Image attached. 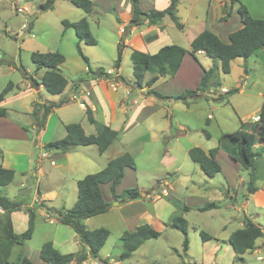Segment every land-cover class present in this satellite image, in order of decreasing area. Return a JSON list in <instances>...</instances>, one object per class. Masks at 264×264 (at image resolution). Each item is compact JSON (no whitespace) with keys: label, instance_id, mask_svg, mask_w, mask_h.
<instances>
[{"label":"crops","instance_id":"crops-1","mask_svg":"<svg viewBox=\"0 0 264 264\" xmlns=\"http://www.w3.org/2000/svg\"><path fill=\"white\" fill-rule=\"evenodd\" d=\"M91 1L93 2V4H98L99 7L102 6L101 8L104 10L106 9L116 11V18H118L119 20V22L117 21L118 39L116 42L118 43L122 35L121 27H124L129 22L133 13L131 1L125 0L126 6L124 13H121L120 11L121 7L119 6V0H112L111 2H109V0ZM112 2L115 3V6H112ZM169 2L170 0H149L147 3L143 4L142 0H139V7L144 11H149L151 9L163 10L168 7ZM240 4H242L246 8L249 15L257 18H264V0H239L238 3H234L232 5L230 3V0H178L176 4L175 13L179 23L181 24V27H176L168 15L163 16L162 19L156 23H148L147 20H144L142 24L132 26L130 28L129 33L123 39V45L121 47V57L125 55L126 52H128V48L136 49L147 53H154L164 45L175 44L185 49H188L192 39L204 29H209L213 31L222 41L228 42L229 33L239 29L242 26L240 14L237 10ZM54 6L55 4L53 3V7ZM224 6L226 8H231L230 14L227 19L220 20L221 16L223 15ZM24 7L26 9L29 8L27 7V5H25ZM29 9L31 10V8ZM93 12L98 13L94 9H92L90 13H85L82 10V13H80V15L78 16L80 18L86 17L88 22V17L89 15H92ZM122 14H124V16ZM68 21H75V19H68ZM32 29H34L33 24L31 25L29 31H31ZM131 51L129 50L128 52L129 57ZM0 65L3 68L4 65L2 63H0ZM212 65L213 60L210 57L206 56L205 53L202 51H198L195 56L186 53L183 56L181 63L174 76H159L151 85H146L147 88H145V86L142 87V85H138L139 95H135V91L132 86V83L133 85L135 84L133 75L131 76L133 77V82L123 77L120 63L119 67L114 68L115 70H117L120 77V83L116 89L113 90L112 88H110L105 80L96 79L91 74H87V67L85 66L84 74L81 76L82 80L76 81L74 84H71L69 87L68 95L63 96L61 98L59 96L63 94L68 85L65 87L61 94H50V96H45L42 93V91H45L43 85L40 84V77L43 70H39L34 74L35 77L33 80L35 81L32 82L33 84H31V81L29 79L24 77L25 81L23 85L21 84L22 86L20 85L18 87V92H15L12 95V98L16 99L22 97L23 99L25 97L24 92H28V94L32 96L30 105L24 106L26 108V111H23L21 109H11L10 112L14 113V115H16L17 117H24L25 121H19L18 119H15V117H13V115L8 112L5 116H0V139H3L7 142L18 140L20 141L19 144H24V147L28 150L23 152L21 149H14L13 153L16 154V156L14 158L11 156L5 161L3 158L1 159L0 164V167L14 170V177L11 181L14 180L16 174L21 179L18 184L17 193L7 188L9 184L2 186L4 187V189L2 192H0L1 195L6 196L8 199L18 200L22 203L20 209L12 211L10 213V219L14 233L19 235L26 229L28 221V211L34 208V205L36 204L44 208V205H46L48 201L50 202L54 198L60 197L62 198V200L60 201L63 202H60L57 205V208H65L71 206L74 201H76V198L72 197L70 203L66 204L64 201L65 199H63V197L69 195L70 193L74 195L76 189V181L89 173V171L86 170L87 168H89L90 164L93 163V157L89 158L87 156L88 154L86 152H83L81 149H95V151H97V147L91 148L92 146H77L67 152H61L58 150H48L46 151V156L43 158H48L49 165L52 166V169L50 170L49 175L46 176L43 184L40 186L39 177L44 174V170L41 168L42 166H39L41 165L39 164L40 160L35 161L34 157L36 154H34L33 151L34 149H37V155H40L41 152H43L44 144L51 140L61 138L65 135L64 125L72 122L71 117L74 114L72 108H70L72 107L71 105H73L74 103L67 102L66 99L75 95L79 99L83 100L84 106H79L77 102V105L81 107L80 111H83L82 114L80 113L81 119H79V121L77 122L82 126L86 134H93L96 132L95 125L87 120L85 114L86 108H90L92 116L98 122L106 124L116 131L117 127H114V124L122 122V130L123 132H125L129 129L134 128L135 126L133 125H138L139 122H143L146 119L144 118V116L143 119L141 118L140 121H137L140 117V115H138L139 111L147 112L144 107H151V110L149 111V113H151L152 111L155 112L160 108L165 109L169 105L177 106L178 102H181L182 100H176L173 98V96L181 94L187 89H195L203 74V69H207ZM217 65L219 67V61H217ZM7 67L8 70L14 69V67L9 65H7ZM26 71L29 72V69H26ZM222 74L224 73L219 71L220 79ZM227 74L234 76V78H231L232 80L229 81L231 86L224 85L222 82L218 87L210 86L206 90V92H204V96H209L211 101H214V99L218 95L224 94L228 90L235 88L236 92L232 94H236L237 97L244 96L243 102L245 103V105H247L249 101H254L252 106L248 104V109H238L237 114H239L240 116V122H249V120L250 122H255L253 118L258 116V112L264 95V88L259 85L260 79L263 81L264 85V47L257 49L255 52H253L246 58L232 59L230 61V71ZM150 75V73H145L144 81L147 80ZM233 81L234 85L232 84ZM160 83L163 84L164 88L162 91V95L164 96L163 98H157L154 95L146 94V90L150 88L153 89V86H158V84ZM8 95L9 94L4 96V100L1 102V106H3L4 108L6 102H8V99H11V97H9ZM229 95L224 100V102H232L233 97L231 96L229 98ZM247 96L248 98H246ZM139 98H142L144 101L139 103ZM196 99L198 98L191 97L188 102H193ZM60 100H64L65 102L58 107H54L53 111L47 116L43 128L40 131H37L34 119L31 118L33 104L35 102H58ZM128 110H131L130 114L128 113ZM208 118L209 117H207V119ZM25 122H27V125ZM178 129L180 131V134H182L183 136L188 135L185 126H179ZM154 130L156 132H162L165 131L166 128L163 130ZM145 133L146 131L141 133L138 138H142ZM154 135H156V138L157 134ZM118 139L119 132L117 134V139L104 152L99 153L105 154L111 146H116V153L107 157L106 163L109 159L120 155L124 151L120 149V144L115 143L116 141H118ZM149 139L152 138L150 137ZM29 145L30 149L28 147ZM258 145H261L259 141H257L253 145V148L257 147ZM3 146H6L5 149H3L4 147L1 148L3 150H13V146L11 144H5ZM189 148L186 149L187 154ZM201 149L205 152L209 150L203 148ZM30 152L32 153L33 157L31 156ZM215 159L220 165L219 173L220 175H222L225 182L223 183L220 178H217L218 184L221 186L214 184L213 186L209 187V189L213 190V193L217 192L218 194H220L217 195L216 198H219V196L222 195V193L225 191L224 189H228L226 197H228L229 199L224 204H217V207L208 209V214H210L208 218L212 219L218 216L220 218V224L217 226V229L214 231L209 230L207 232L201 230L200 232H204L205 234L212 237L211 239H208L206 241L202 240L203 245H206L207 243H209V241H212V244L209 247V256L212 260L211 264H218V262L222 263L226 256H229L230 263L223 262L222 264H234L233 261L235 259V254L228 242L230 234L234 230L243 227L242 216L249 217L256 224H258L255 216H259V213L254 212V210L251 211V209L249 208L251 202H253V206L255 208H264V154H262V156L257 159V170L255 172L256 190L248 195H245L247 178L246 175L242 173L239 163L222 150L217 151ZM132 170L134 169H124L123 177L115 187L116 193H119L124 189L122 183L125 181L126 177L130 175ZM34 176H37L35 183L32 181L34 179ZM175 182L178 183L179 181L175 180ZM33 185H35V187H33L31 191V187ZM164 185L167 186V188L164 187V189L167 190V193L169 191L175 192L174 188L170 186L167 181L164 182ZM40 187H42L43 189L42 192H40ZM101 189L105 199L111 202V205L108 209L109 211L112 208V201L114 200L112 199V196L109 192L108 184L101 185ZM240 195L243 197L241 200L238 199V196ZM185 198V203L183 205L186 206L187 209H183L181 207L179 212L180 216L186 219V221L188 220L187 215H189V212L192 209L198 210L199 207L203 206L208 202H215V200L213 199H209L208 201L207 199L203 198L200 199L201 201L199 203V198L195 194H191L190 196H186ZM150 199L151 197H148V193L143 192V195L139 199L126 200L125 202L118 201L117 203H114V205H119L120 203H122L121 206H123L124 208H129L132 212L130 216L131 219L138 218V221H132V225L131 227H128L129 229L127 231L134 230L137 225L143 222L148 223L152 227L154 226V228H156L157 226H160L161 228L169 227L168 222L171 221V217L174 215V212H176L175 209L171 208V210H167L166 214L162 216L160 215V213L157 212V209L154 205L152 206V210H149L147 208L145 203H147ZM159 200H161L160 196H155V198H153V201H155V203ZM222 209H233L235 211L240 212V214H234L233 212L226 217L225 214H220ZM0 212H2L1 209ZM102 214L103 213H100L85 218L83 220V224L87 229L92 230L88 225L91 221V218ZM252 216L254 218H252ZM228 223L230 225H228ZM260 226L264 232V227L262 225ZM160 227L157 228L159 229ZM95 228H98V226L94 227L93 229ZM221 231H223L224 233L221 234ZM61 232L66 234L65 237L57 236L59 237V239L51 240L53 246L59 252H77L83 248V245L79 242L78 236L72 229L68 228V230H63ZM263 238L264 237L257 238L255 241L254 248L250 251H246L245 253H243V255H241L240 260L243 259L242 256H244L245 258L250 255H253L254 253H259L260 251L264 250ZM24 244L25 242L23 243V245ZM15 245L18 246L20 244H14L11 248V253ZM25 250L26 249L24 248L23 251H18L16 258L14 259H11L10 253L6 264H16V259L19 254L28 257L34 264H50L37 257L39 256L38 250L34 251L36 259H33V257H31L29 253L25 252ZM210 257L206 259V261H208ZM100 259L106 260L109 264H111L110 260L108 259ZM255 259L262 262L264 260V256L256 255ZM243 263L252 264L250 261L247 260H245ZM70 264H73V262H71Z\"/></svg>","mask_w":264,"mask_h":264},{"label":"rangeland","instance_id":"rangeland-1","mask_svg":"<svg viewBox=\"0 0 264 264\" xmlns=\"http://www.w3.org/2000/svg\"><path fill=\"white\" fill-rule=\"evenodd\" d=\"M111 1L112 0H109V2ZM148 1L149 0H142V3L144 4ZM42 2H44V0L0 1V63L4 65L3 68L0 65V91L8 82L13 83V88L7 93L11 99H8L5 108H7L6 112L13 115V117L19 121H25L24 117H17L14 113L10 112V110L21 109L26 111L24 106L30 105L32 96L28 94V92H24L25 97L23 99L22 97L13 99L12 95L18 92V87L21 84L23 85L25 81L22 70L26 71V69H29V72L26 71L29 79L30 77L33 79L35 77V65L30 58L32 51L46 52L57 50L64 56L65 60L60 66V70L67 79L68 86L63 94L59 96L60 98L68 95L70 85L78 81V78L84 74L85 66L88 65L91 70H95L98 67H102L104 70L116 68L114 66L118 54V43H116L118 39L116 11L104 10L101 8L102 6L99 7L98 4H93V9L98 13L93 12L92 15H89L88 22L90 33L95 38L96 44L85 45L82 41H78L72 28H63L61 23L63 19H75L76 21L80 18L78 15L82 13V10L72 5L68 0H55V6L53 8L41 11L39 5ZM25 5L32 10L28 8L29 11L26 15L24 12H18L16 10L17 7H24ZM112 6H115L114 2H112ZM119 6L121 7V13H124L126 6L125 0H119ZM122 15L124 16V14ZM23 22L28 23L27 28L21 27ZM30 22H32L34 26V29L31 31H29ZM77 45L81 48V52L87 58L88 63H86L78 53ZM122 45L123 41L121 47ZM131 49L132 48H128L127 51L129 52ZM128 52L121 57L120 66L122 76L133 82V77H131L133 75L132 62ZM7 65L14 67V69L8 70ZM231 78H234V76L222 74L221 79L219 78V83L221 84L222 82L224 85L231 86L229 82L232 80ZM232 84L234 85V81ZM259 85L264 88L261 79L259 80ZM132 86L135 95H139L138 85L136 83L133 85L132 83ZM144 86L147 88L143 80L142 87ZM163 89L162 83L158 84V86H153V90H156L160 94H162ZM42 93L45 96H50L46 90L42 91ZM231 96L233 97L232 102L228 103L224 102V100L217 101L214 99V101H211L209 96H197L198 99L193 102H188V98H186L185 101L182 100L178 102L177 106L169 105L165 109L160 108L151 113H149L151 107L146 106L144 108L147 112L139 111L138 115H140V117L137 121H140L141 118L143 119L144 116L146 119L143 122H139L138 125H133L135 126L134 128L125 132L122 130V122L114 124V127H117V131L119 132V139L115 143L120 144L121 150L130 151L128 152L133 157L135 165V169L132 170L130 175L127 176L122 183L124 189L137 186L141 190L140 197L143 195V192H147L148 197H151V199L145 203L147 208L152 210V206L154 205L157 212L162 216L166 214L167 210L174 208L176 212H174L171 219L180 215L179 210L181 209V205L185 203V197L191 194L197 195L199 203L201 201L200 199L203 198L208 201L209 199H213L218 205L227 202L229 199L226 197L228 189H224L225 191L219 198L216 197L220 194L217 192L213 193V190L209 189V187L214 184L219 185L217 178H220L223 183L225 182L222 175L219 173L220 171L213 177H207L199 165L191 161L186 149L193 145L203 149H210L216 146L219 135L233 132L239 128L242 122H240V116L237 114L238 109L246 110L248 109L247 107H249L248 104L252 106L254 101H249V103L245 105L243 102L244 96L237 97L236 94L232 93L229 95V98ZM246 98H248V96ZM66 101L74 103L71 105L72 107H70L74 113L71 117V121H79L83 113V111H80L81 107L77 105L76 100H70V98H68ZM138 101L141 103L144 100L139 98ZM128 113L130 114L131 110H128ZM207 117L209 118L207 119ZM31 118L34 119V116H31ZM25 123L27 125V122ZM244 123H250V120ZM179 126H185L188 133L187 136L180 134L178 129ZM165 128L166 130L162 132H156L154 130H163ZM145 131L146 133L144 136L139 139V135ZM206 132L209 136L206 135ZM154 134H157L156 138ZM150 137L152 139H149ZM3 141V139H0V164L1 159L4 158L5 161L11 156L13 158L16 156V154L13 153L14 149H21L23 152L28 151L24 147V144H19L20 141L18 140L10 142ZM5 144H11L13 150H3L6 147L3 146ZM85 146L96 148L94 144ZM28 147L30 149V145ZM115 149V145L111 146L105 154H99L98 150L95 151V149H81L88 154L86 155L89 158L93 157L94 159L93 163L90 164L86 171L93 173V171L95 172L102 169L106 163L107 157L116 153ZM36 150L34 149L33 151L34 154H36L34 159L35 161L40 160L39 164L41 165L39 166H42L41 168L44 170L43 177H39L41 186L46 176L49 175L52 166L49 165L48 158L39 159L40 156L37 155ZM44 151L48 150L44 148L43 152ZM262 154H264V151ZM242 173L246 175L245 170L242 171ZM36 177L37 176H34L32 180L34 183L37 179ZM20 180L21 179L16 174L14 180L9 183L7 188L17 193ZM175 180L179 182L176 183ZM166 181L174 188L175 192L169 191L167 193V190L166 193L162 192V188H167V186L164 185ZM33 187H35V185L31 187V191ZM3 189L4 187L0 186V192H2ZM42 190V187H40V192H42ZM248 194L250 193L245 191V195ZM155 196H160L161 200L155 203V201H153ZM72 197L77 198V188L75 189L74 195L70 193L64 196L63 199H65V203L68 204L72 200ZM242 198L241 195L238 196V199L241 200ZM60 200H62L60 197L54 198L50 202L48 201L47 204L44 205V208L38 204L34 205L35 207L31 209L34 215L32 236L28 241H25L24 245L22 244L23 246H20L21 244L14 246L10 256L11 259L16 258L18 251H23L24 248L26 249L25 252L29 253L33 259H36L34 251H40V247L44 242L51 241L52 239H59V237H65L66 234L61 231L71 228L57 222L55 217L56 211L63 208H57V205L63 202ZM118 201L119 200L112 201V208L109 211L107 210L106 213L91 218L88 224L90 229L97 226L106 227L109 230V236L98 252V255L96 257L89 255L86 261L81 264H101L100 258L110 260L111 264H211L212 260L209 256V247L212 241L203 245L200 231L203 230L207 232L209 230H216L217 226L220 224V218L218 216L210 219L208 218L210 215L208 214V210L201 211L196 209H192L189 215H187L188 231L186 236L188 239V247L186 250L183 249L184 234L180 230L172 227L170 225L171 221H169V227L166 228L157 226L160 227L158 229L156 226V228L153 226V228L159 232L157 238L146 240L129 258L122 260L118 259L122 250V243L120 240L122 231L128 230V227L132 225V221H138V218L131 219V210L121 206L122 203L114 205V203ZM249 208L251 211L254 210V212L259 213V216H255L256 221L264 227V208H255L253 202H251ZM233 212L234 214H240V212L233 209H222L220 214H225L227 217ZM252 218L254 217L252 216ZM228 225L230 224L228 223ZM220 233L222 234L224 232L221 231ZM256 255L264 256V250L245 258L242 256V260L235 258L233 263L244 264L243 262L245 260L250 261L252 264L264 263V260L262 262L256 260ZM37 257L40 258V256ZM209 257L210 259L206 261ZM223 262L230 263L229 256H226L222 263ZM222 263L218 262V264Z\"/></svg>","mask_w":264,"mask_h":264},{"label":"trees","instance_id":"trees-1","mask_svg":"<svg viewBox=\"0 0 264 264\" xmlns=\"http://www.w3.org/2000/svg\"><path fill=\"white\" fill-rule=\"evenodd\" d=\"M55 0H44L39 6L41 11L49 10L53 7ZM76 7L83 10L85 13H90L93 9L91 0H68ZM132 5V16L129 22L124 26L118 42L117 59L114 66L119 67L121 59V43L125 36L129 33L132 26L140 25L144 20L148 23H156L163 16L168 15L176 27L180 28L181 24L176 16V4L178 0H170L167 8L163 10L151 9L144 11L139 7V0H130ZM239 0H230L231 5L238 3ZM230 7H223V15L220 20H225L230 14ZM242 26L229 33L228 42L222 41L213 31L204 29L197 34L191 41L188 49L179 45L170 44L160 47L154 53L142 52L132 49L130 60L132 62V73L134 81L141 86L144 80L145 73H150V77L145 80L147 86L151 85L159 76H174L183 56L189 53L195 56L198 51H202L206 56L210 57L214 62L207 69H203V74L195 89H187L185 92L173 96L176 100L185 101L186 98L204 96V92L212 86L218 87L219 71L224 74L230 71V61L235 58H246L255 52L257 49L264 47V18H257L249 15L246 8L240 4L238 6ZM117 21L119 22L118 18ZM63 28H72L79 42L86 45H94L95 38L91 35L89 24L86 17H81L76 21H61ZM32 22L29 23V29ZM77 51L88 63L87 58L82 54L81 48L77 45ZM33 62L34 72L43 70L40 77V84L51 95L60 94L67 86V79L63 76L60 70V65L65 58L59 51H32L30 54ZM217 61L220 62L218 67ZM87 74L94 77L104 75V69L98 67L96 70H91L87 65ZM23 71V76L29 79L27 72ZM32 82V77L29 79ZM82 77L78 78V81ZM74 84V83H73ZM73 86V85H72ZM13 88V83L8 82L0 91V116L7 114L6 108L1 106L4 96ZM236 92V89H230L224 94L218 95L215 100L223 101L231 93ZM146 94L154 95L157 98L164 96L159 92L148 89ZM64 100L58 102L45 101L43 103L35 102L33 104L32 116L37 131H40L45 123L49 113L54 107L60 106ZM85 114L87 120L95 125L96 132L86 134L82 126L78 122H71L64 125L65 135L61 138L51 140L44 144L46 150H58L67 152L77 146H85L94 144L99 153L104 152L116 139L118 132L106 124L98 122L91 113L90 108H86ZM206 135L209 134L206 132ZM259 141L261 145L253 148V145ZM218 150H222L227 155L237 161L241 167V171L246 173V192L252 193L256 190L254 185L256 160L264 151V95L258 112V120L250 123H241L239 128L233 132L222 133L217 139L216 146L210 148L207 152L200 147L193 146L188 150L189 158L199 165L201 170L207 177H213L220 171V165L215 159ZM135 169L134 160L128 151H123L120 155L109 159L106 165L93 173H88L76 181L77 198L74 204L69 208H62L56 211V220L69 226L78 236L79 242L83 248L77 252L61 253L52 244L51 241H46L42 244L39 251L40 258L50 264H81L85 261L88 255L96 257L100 248L109 235V231L105 227H98L89 230L83 224L85 218L106 212L111 202L106 200L101 185L108 184L109 192L113 200L125 202L126 200H134L140 198V190L137 186L128 187L121 192L116 193L115 187L121 181L124 169ZM14 177V170L0 167V186L7 185ZM21 201L10 200L6 196L0 194V264H6L11 253V248L14 244H23L31 238L34 228L33 211H28L27 227L21 234H16L13 231L10 213L18 210L21 207ZM183 209L186 206L181 205ZM217 207V203L208 202L199 207L198 210H208ZM170 225L184 234L183 249L188 247L187 231L188 223L182 216L177 215L171 219ZM159 232L156 231L148 223H140L132 231H123L120 235L121 253L118 259L129 258L146 240L157 238ZM264 232L259 224H256L249 217L243 216V227L234 230L228 242L235 254L236 259H241V255L246 251H250L255 246L257 238L263 237ZM200 237L203 241L211 239L209 235L200 232ZM16 264H34L28 257L19 254L16 259ZM101 264H109L106 260H100ZM156 264V263H152Z\"/></svg>","mask_w":264,"mask_h":264},{"label":"built area","instance_id":"built-area-1","mask_svg":"<svg viewBox=\"0 0 264 264\" xmlns=\"http://www.w3.org/2000/svg\"><path fill=\"white\" fill-rule=\"evenodd\" d=\"M16 10L18 12H24L25 15L26 13H28V9H26L25 7H17ZM27 22H23L21 27L22 28H27ZM124 32V27H121V33ZM96 79H102L105 80L107 82V84L109 85L110 88H112L113 90L117 88V86L120 83V77L119 74L117 72V70H115L114 68H108L107 70H104V75L99 76V77H95ZM70 100H76L79 104V106H84V102L82 99H79L77 96L73 95L70 97ZM255 121L258 120V116L253 118ZM40 158H43L46 156V151L41 152V154L39 155ZM162 192L166 193V190L164 188H162Z\"/></svg>","mask_w":264,"mask_h":264},{"label":"water","instance_id":"water-1","mask_svg":"<svg viewBox=\"0 0 264 264\" xmlns=\"http://www.w3.org/2000/svg\"><path fill=\"white\" fill-rule=\"evenodd\" d=\"M190 98H188V100H189Z\"/></svg>","mask_w":264,"mask_h":264}]
</instances>
